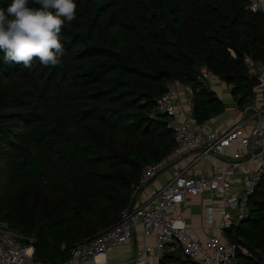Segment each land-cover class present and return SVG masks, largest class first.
Instances as JSON below:
<instances>
[{"label": "trees", "instance_id": "obj_1", "mask_svg": "<svg viewBox=\"0 0 264 264\" xmlns=\"http://www.w3.org/2000/svg\"><path fill=\"white\" fill-rule=\"evenodd\" d=\"M10 2L0 0V7ZM76 3V18L62 28L65 54L56 66L34 59L24 68L5 63L0 52V145L24 143L9 158L0 155L7 171L0 177V224L32 239L34 259L42 263L66 261L77 244L112 227L130 206L142 170L174 150L166 116L151 118L168 82L198 89L190 112L202 125L225 106L196 80L200 67L220 80L227 75L243 108L255 77L246 59L264 64V12L251 13L248 0ZM29 6L40 7L34 0ZM42 81L46 99L38 96ZM48 146L47 156L38 154ZM224 236L244 251L233 264H264V177L250 197L248 218ZM178 250L160 264H193Z\"/></svg>", "mask_w": 264, "mask_h": 264}, {"label": "built area", "instance_id": "obj_2", "mask_svg": "<svg viewBox=\"0 0 264 264\" xmlns=\"http://www.w3.org/2000/svg\"><path fill=\"white\" fill-rule=\"evenodd\" d=\"M263 4L264 0H248V10L257 13L262 11ZM246 62L251 63L249 59ZM253 75L260 82L258 88L264 91V64L254 63ZM211 77L208 68L202 66L196 80L207 84ZM182 90L191 99L198 89L184 85L178 79L168 82L165 93L155 101L151 118L157 114L166 116V126L172 132L175 143L169 158L182 159L183 167L138 206L125 208L112 227L93 239L77 244L66 261L53 264H76L88 259L93 264L104 263L107 252L130 243L133 231L138 227L142 230L144 241H155L157 257L167 247H175L193 264L230 263L234 245L226 240L224 233L248 218L250 197L264 177V102L245 105L241 118L232 126L224 131H212L198 125L190 111L181 114L176 100ZM236 144L239 149L223 162L221 169L210 175L191 174L207 159L224 158L226 150ZM164 168V161L146 166L136 189L145 187ZM237 175L241 178L235 183ZM203 195H209L220 206L206 208L208 229L201 238L186 224L181 206L190 198ZM216 217H219L217 221ZM32 241L1 224L0 264H51L34 259ZM151 251L144 244L142 252L128 263L146 264L145 257Z\"/></svg>", "mask_w": 264, "mask_h": 264}, {"label": "crops", "instance_id": "obj_3", "mask_svg": "<svg viewBox=\"0 0 264 264\" xmlns=\"http://www.w3.org/2000/svg\"><path fill=\"white\" fill-rule=\"evenodd\" d=\"M262 11L264 12V4L262 5ZM248 67L250 73H252V71H254V64L249 63ZM211 76V80L206 85L224 103L225 109L221 114L209 119L206 123L202 124V126L208 127L212 131H224L241 118L242 108L237 106L236 100L231 95L230 85H227L226 82L220 80L216 76ZM252 93L253 97L250 104L260 105L264 102V91L261 88H253ZM176 105L181 114L191 110L190 96L187 92L183 90L180 92L176 100ZM239 147L240 146L236 144L228 148L224 158L218 159L212 157L203 161L191 171V174L193 176L210 175L221 169L223 167V162L226 161V159L228 160L232 153L237 151ZM164 163L165 168L162 172H160L145 187L136 189L132 196L131 206H138L140 202L147 199L152 192L168 182V180H170L171 177L184 165L182 159L173 157L169 158V156L164 160ZM240 178L241 176L237 175L235 183H238ZM211 205L220 206V203L214 201L209 195H203L192 197L185 205L181 206L186 224L189 225L192 231L201 238H204V234L208 229V224L206 222V208ZM215 219L217 221L219 217H216ZM211 229L214 231V226H212ZM144 244L149 246L152 250L151 253L147 254L145 257L146 264H160V258L162 256L175 253L178 250L175 247H167L161 256L157 257L155 241L152 239L144 241L142 230L138 227L133 231L131 242L123 244L117 249L108 251L105 262L101 264H129L128 262L131 258L142 252ZM76 264H93V261L88 259L81 262L79 261Z\"/></svg>", "mask_w": 264, "mask_h": 264}, {"label": "clouds", "instance_id": "obj_4", "mask_svg": "<svg viewBox=\"0 0 264 264\" xmlns=\"http://www.w3.org/2000/svg\"><path fill=\"white\" fill-rule=\"evenodd\" d=\"M11 0L0 7V52L5 63L31 68L34 59L45 66L61 62L65 49L61 32L76 18V0Z\"/></svg>", "mask_w": 264, "mask_h": 264}, {"label": "rangeland", "instance_id": "obj_5", "mask_svg": "<svg viewBox=\"0 0 264 264\" xmlns=\"http://www.w3.org/2000/svg\"><path fill=\"white\" fill-rule=\"evenodd\" d=\"M252 75H253V71H252V73H251ZM18 80V79H17ZM21 82V83H20ZM18 84H21L22 85V89H24L26 86H24V83L22 82V81H20V80H18ZM26 85V84H25ZM48 92V86L46 85V84H44V81H42L41 82V84L38 86V96L41 98V99H46L47 98V93ZM22 129H21V132H22V134L24 135V136H22V137H25L26 136V133H27V129L25 128V127H21ZM18 143H19V146H14V147H12V148H9V147H6V146H4L3 144L2 145H0V155H2V158L3 159H7V158H9V155L11 154V153H16V152H18V148H21L23 145H24V143H23V141H21V139L19 140V141H17ZM18 145V144H17ZM50 147L51 146H48V147H43V148H41V149H39L38 150V154L39 155H41V156H47L48 155V153H49V150H50ZM16 163L17 162H14L13 163V166H15L16 165ZM2 165H0V167H1ZM5 176H7V171H5V169H0V177H2V178H5ZM0 185H1V183H0ZM10 188V186L7 188L8 189V191L9 192H11L12 193V195L14 194V191H13V189H9ZM35 189H37V186L35 187ZM10 212V211H9ZM4 213L5 214H7V215H10L11 213H7L6 211H4ZM2 224H4V223H2ZM1 225V224H0ZM234 258H232L231 259V261H230V264H233L234 263V260H233Z\"/></svg>", "mask_w": 264, "mask_h": 264}, {"label": "water", "instance_id": "obj_6", "mask_svg": "<svg viewBox=\"0 0 264 264\" xmlns=\"http://www.w3.org/2000/svg\"><path fill=\"white\" fill-rule=\"evenodd\" d=\"M228 80V76L226 75L224 78H223V81L226 82ZM252 87L253 88H256L260 85V82L258 80V78L255 76L252 78ZM244 254V251L239 247V246H234L233 248V258H238L239 256L243 255Z\"/></svg>", "mask_w": 264, "mask_h": 264}]
</instances>
